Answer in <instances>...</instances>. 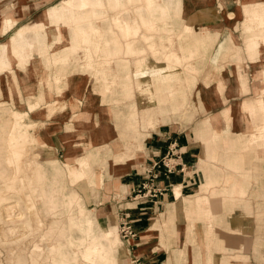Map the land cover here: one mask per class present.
Returning <instances> with one entry per match:
<instances>
[{"label":"crops","instance_id":"0c3cea01","mask_svg":"<svg viewBox=\"0 0 264 264\" xmlns=\"http://www.w3.org/2000/svg\"><path fill=\"white\" fill-rule=\"evenodd\" d=\"M253 1L93 0L94 11L80 9L76 22L69 17L64 34L75 44L63 54L61 76L70 84H61L62 97L45 96L30 112L22 93L46 154L30 172L33 188L25 194L42 226L25 231H41L49 264H264V137L246 112L264 103V30L242 9ZM12 12L17 26L32 20L27 9ZM231 16L237 22L230 34ZM218 22L221 27H212ZM219 44L227 58L218 59ZM211 52L217 56L210 68L220 71L203 74L213 82L197 88ZM193 90L195 121L160 123L185 115ZM55 100L63 110L52 116L47 102ZM166 155L178 164L168 178L163 167L154 168ZM5 156L1 151L2 189L13 175ZM70 166L82 175L77 185ZM150 171L160 174L156 185L167 191L137 205L133 196ZM39 203L53 220L43 221ZM86 208L92 215L72 216ZM124 214L134 238L119 237ZM69 223L77 236L56 240L57 233L67 235Z\"/></svg>","mask_w":264,"mask_h":264},{"label":"rangeland","instance_id":"374dc122","mask_svg":"<svg viewBox=\"0 0 264 264\" xmlns=\"http://www.w3.org/2000/svg\"><path fill=\"white\" fill-rule=\"evenodd\" d=\"M15 1V6L12 4L11 0H5L3 3L0 4V25H1V21L3 19V17H7L4 19L3 21V26H2V34L6 35V36H2L0 34V43L5 42L6 40L10 39L11 37H16L19 34V30L23 28L22 32H24L26 35L33 37L35 35V33H40V36L42 38L45 37V43L46 46L44 45V52H43V57L40 58L37 62L32 63L30 68H35V66H37V69L43 73L44 76L48 75L50 76V81H46V83H41V79L37 80L36 76H34V74L32 75L31 79L28 81H24L22 76V69H25V66H22L19 64V62L15 63L13 66V69L15 71H17V69H19L18 72H16V85L17 87V92L15 93V95L13 97L14 101L12 100H7L9 97L7 95V87L4 83H2L1 87H2V91L4 92V95H0V136L2 137V139H0V152L5 150V160L7 165L13 170V175H11L9 182L6 183V185L4 186V189L0 188V204L4 201L8 202V201H13L14 204H16V206H14L11 210V215L14 217V215L16 213L19 212H23L26 207H24V197L25 194H27L28 189H32L33 185H32V180H31V175L30 172H34V166L36 164L37 159L42 161L45 158L44 151L38 146L39 142L36 141L35 139V134L31 133V129L34 128V125H32L29 121H27L28 116H29V112L24 111V104L26 102V104L28 105L29 111L30 112H34L38 107H40V105L42 103H46L44 101L45 96H51V94H56L57 97H61V94L63 93L62 90L63 89L61 86V70L59 68L60 66V61L56 60L55 58L57 57H61V55L63 56L64 54V46H60L59 43L54 44L53 46H51L50 44V39H51V34L53 32L52 29H54L56 27L55 23H48L45 26L44 25H37L35 26V20L38 17V15L42 12V10H44L45 8L52 6V5H58L62 2H71V0L68 1H62V0H48L45 2V0H14ZM260 2V0H255L253 1V4H249V6H247L248 4L242 6L243 9V13L245 16L251 14V13H246L249 8H257V2ZM71 5V4H70ZM13 8H20V9H27V11H31V18L32 20L28 19L25 21H29L27 23L21 24L19 26H17V21L16 19L11 18L12 15V9ZM229 8L232 10H236V5L234 4H230ZM17 11V10H16ZM75 13H82L81 10H76ZM261 14V13H260ZM10 16V18H9ZM253 17L256 18V20H258V17H256L255 15L252 14ZM68 17L67 23L64 25L66 28L68 27V25L70 24L69 22V16H66V19ZM234 16H231V18H233ZM218 19H220V16L217 17ZM215 18V19H217ZM230 18V19H231ZM23 21V22H25ZM236 18H233V20H230L228 23L225 22V28L229 29V33L231 34L233 31L235 30L236 27ZM264 25H262L263 27ZM25 27H29V30L24 31ZM212 27H221V23H215L214 25H212ZM259 28H262L261 26L258 25ZM226 40V39H225ZM262 40L264 41V37H262ZM176 42H178L176 40ZM220 45V44H219ZM258 44L256 43V46ZM14 47L16 48V52L17 49L19 50V46L18 45H14ZM221 45L219 46V56L218 59L220 58H227L223 55L222 50L220 49ZM214 50V48H213ZM55 53V54H54ZM235 53V52H233ZM14 56H16V53H14ZM217 53L211 52L209 54V58L206 61V64L204 65V69L203 72L199 75L198 77V83L196 85L197 88H201V83L204 85H210L211 82H213V80L211 79V81H209L208 79H203V74L208 72V76L211 75V72H219L220 68H210L212 66V60L214 59V57L216 58ZM17 60V58H16ZM15 60V61H16ZM211 60V61H210ZM34 65V66H32ZM208 66V69H207ZM81 74V73H80ZM80 76H84V75H80ZM86 76V75H85ZM53 79H52V78ZM89 78H91L90 76H88ZM211 77V76H210ZM88 78V79H89ZM92 81H94L92 79ZM201 81V83H200ZM95 82V81H94ZM30 85V87L34 88V92L36 94V92L38 91V89H42L45 91V87L47 86V89H49V92H46V95L44 92H41V95L43 98V100H41L40 102L38 101V97L39 95H35L34 97L36 98L35 100L33 99L31 101V99H29L28 97L30 96V92L26 91V85ZM196 89V88H195ZM22 93H25L27 97V100L24 102L22 99ZM194 90L192 95H190L188 97L189 101L191 102L190 108L188 110V112L183 115V114H171V116L166 117L165 121H160V123L163 122H168L171 123L173 121H179L180 122H184V126L188 127V125H190L191 123H193L195 121V115L198 114V110H196L195 105H194ZM140 91L137 89L136 90V96L139 97ZM32 95V94H31ZM34 95V94H33ZM32 95V96H33ZM31 96V97H32ZM210 97V96H209ZM18 98V100H17ZM13 99V98H12ZM135 101L134 99H131ZM4 105H3V103ZM37 104V106H36ZM47 109L49 112V115L55 114L57 111H61L63 110V105H60L59 100H55L53 102H47ZM2 105V106H1ZM52 105L54 108H52ZM187 114H192L191 119L187 118ZM173 116V117H172ZM176 116V117H175ZM180 116V117H179ZM194 117V118H193ZM193 118V119H192ZM24 127L26 131H23V134H26V138L25 139H21L20 138V133L19 130L21 127ZM17 130V131H16ZM16 131V136L18 138H20L21 140L18 141L16 144L13 145H9L7 143V141L5 140L7 138V135L11 132ZM38 142V143H36ZM4 145V147H3ZM13 149H22V154H21V158L18 160H13V165H11L8 162V155L10 154L11 150ZM48 156V155H47ZM50 159H56L58 160V158L53 157V156H48ZM217 164L215 165L216 167L220 168V165L218 162H216ZM33 170V171H32ZM14 171H16V173H14ZM14 177V178H13ZM13 178V179H12ZM202 183V181H201ZM19 184V185H18ZM1 186V184H0ZM9 187H14L16 189V193L15 197L14 194L11 192V189ZM196 191H198V189H196ZM1 195H5L4 198L6 200H3L1 197ZM134 197V196H133ZM219 199V198H217ZM214 200V199H213ZM16 201V202H15ZM136 202V201H135ZM38 208L40 210V216L43 219V221L49 222L51 220H53V216L49 215L46 216L42 211V203L38 204ZM87 215H92L90 211H88V209L86 208L85 212L82 213H75L72 216L76 217V218H81L83 216H87ZM1 216V214H0ZM30 224H27L23 221H19L18 219H13L11 221L8 220H0V262L1 264H15V261L18 258H23L24 260H28V256L31 258L30 260V264H32V262L35 259H40V264H49L50 263V256L48 254V252L46 251V246H47V241L43 239V237H41V231H35L34 235H30L28 232H26L29 227ZM5 228L6 230V238L4 237V232L2 231V229ZM26 230V231H25ZM118 230V234L119 237L121 239L122 234H121V228H117ZM64 233V232H63ZM15 234V236H14ZM77 236V233L75 232V230H71L70 228V223H69V228L67 230V235L64 234H60L57 233V238L56 240L61 241V242H65L66 238L73 235ZM53 239V237H51ZM6 239V240H5ZM13 239H17V240H13ZM13 240V241H12ZM54 240V239H53ZM39 244L41 248H44V250L40 253H36L35 251H33V246Z\"/></svg>","mask_w":264,"mask_h":264},{"label":"bare ground","instance_id":"6f19581e","mask_svg":"<svg viewBox=\"0 0 264 264\" xmlns=\"http://www.w3.org/2000/svg\"><path fill=\"white\" fill-rule=\"evenodd\" d=\"M257 5H258L257 8L248 7V10L246 13L248 14L251 13L255 15L256 17H258V20H256V24L262 27V25H264V1L263 0H260V2L258 1ZM88 8H90L92 11L95 10L96 7L93 3V0H71V2H62L58 5H52L42 10V12L36 18L34 24L35 26L37 25L45 26L48 23H55L56 27L52 29L53 32L50 33L51 34L50 44L51 46H53L54 44L59 43V45L60 46L63 45L64 50H66L67 45L69 46L70 44L71 45L75 44L73 40L69 42L64 34L65 29H66L64 25L67 23V20H68V17L66 19V16L70 15L73 18L74 22H76V20L78 19V15L75 13V11L80 10V9H88ZM191 27H192V22H189L188 28H191ZM262 29L264 30V26L262 27ZM22 30L23 28L19 30V34L16 37L13 36L10 39L6 40L5 42L0 43V95L1 94L4 95V92L6 91V90L4 92L2 91L1 85L2 83H4L8 90L6 91L9 97L7 100H12V101H14L15 97L13 96L17 92V87H18L16 85L15 80H16V72H18L19 69H17V71L13 69V66L15 63L19 62L20 65L26 67L25 69H22V73H23L22 78L25 82L30 80L33 74L34 76H36L38 82L40 79H41V83H46V81H50V76L49 75L44 76L43 73L37 69V66H35V68H30L32 63L37 62L40 58L43 57L42 54L44 52V45L46 46L45 37L42 38L40 36V33H35L33 37H30L26 35L24 32H22ZM26 30H29V27H25L24 31ZM198 43H199V40H198ZM14 45L19 46V50L17 49V52L15 51L16 48L14 47ZM254 47L255 45H253V49ZM14 53H16V56H14ZM258 56H259V53H258ZM55 59L61 62L59 67L62 72L61 67H63L66 64L67 57L64 55L63 56L61 55V57H57ZM60 82L63 85L70 84V80L68 77H62ZM242 89L244 90V88ZM26 91L30 92L33 95L34 88L30 87L28 83V85H26ZM41 92H44L45 95H46V92L51 94V92H49V89H47V86L45 87V91L42 89H38V91L36 92V96L39 95L38 97L39 102L43 100L44 98L42 97ZM62 95L63 93L61 94V97ZM52 108H54L53 105H52ZM246 112L249 115L248 118L253 123L256 124V129L259 130L261 136L264 137V123H263L264 103L260 102L259 107H254L253 105L246 106ZM33 130L34 128H32L30 132L34 133ZM16 131L14 132L10 131L11 133L7 135V138L5 140L7 141L9 145L16 144L21 139L26 138V134H23L24 133L23 131H26L23 126L19 130V132H21L20 133L21 139L16 136ZM215 135L216 137H218L220 135L221 136L224 135V133H216ZM0 139H2L1 136H0ZM35 139H36V136H35ZM36 141L38 140L36 139ZM21 154H22V149L11 150L10 154L8 155V162L11 165H13V160L20 159ZM70 170H71L72 183L74 185H77L80 179L82 178V175L77 171L75 166H70ZM14 173H16V171H14ZM9 188L11 189V192L13 194L16 193L15 192L16 189L14 187H9ZM174 193H175V197L179 198L181 191L179 190L178 187H174ZM1 196H2L1 198L3 199L5 195L4 196L1 195ZM3 200H6V199L4 198ZM16 204H14L13 201H8V202L3 201L0 204V214H1L0 220L11 221L13 219H18L20 222L23 221L27 224H31V225L36 224L38 226H42V223L40 219L38 218V214H36L33 211V207L31 206V201L29 200L28 196L24 197V204L26 205V211L24 210V213L23 212L16 213L13 217L11 215V210L14 206H16ZM2 231L4 232V237L6 238L7 232L5 228H3ZM109 235H112V233L109 232ZM115 237L117 238L118 235L115 234ZM53 250L56 252H61L60 246L54 245Z\"/></svg>","mask_w":264,"mask_h":264},{"label":"built area","instance_id":"2783aa9c","mask_svg":"<svg viewBox=\"0 0 264 264\" xmlns=\"http://www.w3.org/2000/svg\"><path fill=\"white\" fill-rule=\"evenodd\" d=\"M173 155V154H172ZM163 167V175L168 178L170 175L174 174L177 170L178 164L172 161L170 155H166L161 163L157 162L154 164V168ZM149 175L145 178V182L136 191L133 197L134 203L137 205L147 204L150 201L157 199L162 196L167 190L166 188L159 187L156 185V180L160 177L159 173H154L153 171L148 172ZM136 201V202H135ZM129 214H124L121 223V234L124 238H134L136 233L133 230L131 221L129 220Z\"/></svg>","mask_w":264,"mask_h":264}]
</instances>
